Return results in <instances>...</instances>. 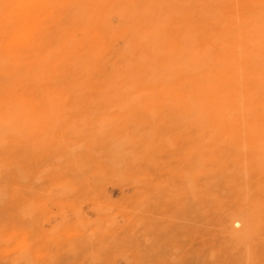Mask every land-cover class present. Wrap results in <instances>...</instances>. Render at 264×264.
<instances>
[{"label": "bare ground", "instance_id": "bare-ground-1", "mask_svg": "<svg viewBox=\"0 0 264 264\" xmlns=\"http://www.w3.org/2000/svg\"><path fill=\"white\" fill-rule=\"evenodd\" d=\"M0 264H264V0H0Z\"/></svg>", "mask_w": 264, "mask_h": 264}, {"label": "rangeland", "instance_id": "rangeland-1", "mask_svg": "<svg viewBox=\"0 0 264 264\" xmlns=\"http://www.w3.org/2000/svg\"><path fill=\"white\" fill-rule=\"evenodd\" d=\"M5 216V209L0 205V220H3Z\"/></svg>", "mask_w": 264, "mask_h": 264}]
</instances>
